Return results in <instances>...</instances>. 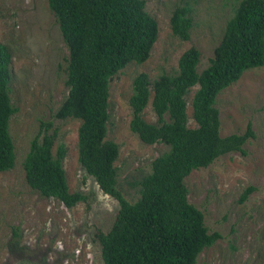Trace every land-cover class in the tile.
I'll return each mask as SVG.
<instances>
[{
    "label": "rangeland",
    "instance_id": "1",
    "mask_svg": "<svg viewBox=\"0 0 264 264\" xmlns=\"http://www.w3.org/2000/svg\"><path fill=\"white\" fill-rule=\"evenodd\" d=\"M145 2L159 28L151 54L142 63L130 62L110 81L107 138L119 145L115 162L118 182L131 201L139 197L137 183L152 171L153 160L169 150L163 142H143L130 128L134 78L146 72L153 82L162 73H176L180 56L192 46L201 52L198 71H202L239 0ZM181 5L191 9L188 40L171 28L172 13ZM0 42L11 53L10 96L18 108L9 121L15 166L0 172V264H103L97 232L111 228L119 202L104 193L79 162L81 120L55 117L68 95L69 51L48 0H0ZM196 89L186 96L192 128L197 127L192 105ZM215 105L222 136L243 133L249 123L255 136L244 144L245 154L226 153L185 178L189 201L203 212L209 231L221 234L199 254L195 264H264V66L246 70L218 94ZM144 118L157 122L151 103ZM42 122L51 123L50 132L57 131L54 154L60 143L67 147L63 166L70 191L87 196L73 207L42 196L26 181L23 161ZM249 186L254 190L242 201Z\"/></svg>",
    "mask_w": 264,
    "mask_h": 264
},
{
    "label": "trees",
    "instance_id": "2",
    "mask_svg": "<svg viewBox=\"0 0 264 264\" xmlns=\"http://www.w3.org/2000/svg\"><path fill=\"white\" fill-rule=\"evenodd\" d=\"M68 48V95L55 113L59 119L81 120L78 159L101 190L119 202L111 228L97 232L103 264H195L199 254L221 234L210 232L203 212L188 199L185 178L232 151L246 153L244 144L255 136L249 123L243 133L222 136L218 94L251 68L264 66V0H239L209 64L198 71L200 50L192 46L179 58L176 73H162L151 82L146 72L133 80L129 100L130 128L140 139L163 142L169 150L152 162V171L139 181V197L129 200L118 182L115 162L119 145L107 138L110 81L130 62L146 61L157 40V20L145 0H48ZM191 9H174L170 23L175 35L190 38ZM11 53L0 42V172L15 166V145L9 130L18 111L10 96ZM193 95L189 127L187 94ZM151 103L157 122L144 118ZM42 122L32 138L23 166L28 185L44 197L67 207L87 199L69 189L63 161L67 147H53L58 134ZM254 187L241 196L244 201Z\"/></svg>",
    "mask_w": 264,
    "mask_h": 264
}]
</instances>
